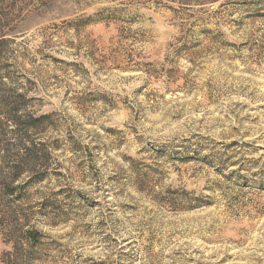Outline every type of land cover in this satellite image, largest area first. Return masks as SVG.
I'll use <instances>...</instances> for the list:
<instances>
[{
	"label": "rangeland",
	"instance_id": "374dc122",
	"mask_svg": "<svg viewBox=\"0 0 264 264\" xmlns=\"http://www.w3.org/2000/svg\"><path fill=\"white\" fill-rule=\"evenodd\" d=\"M0 264H264V0H0Z\"/></svg>",
	"mask_w": 264,
	"mask_h": 264
},
{
	"label": "trees",
	"instance_id": "16d2710c",
	"mask_svg": "<svg viewBox=\"0 0 264 264\" xmlns=\"http://www.w3.org/2000/svg\"><path fill=\"white\" fill-rule=\"evenodd\" d=\"M27 235H29L28 241L29 242H31V241L34 242V240H35L34 236H36V233H33V232L29 233V234L27 233Z\"/></svg>",
	"mask_w": 264,
	"mask_h": 264
}]
</instances>
